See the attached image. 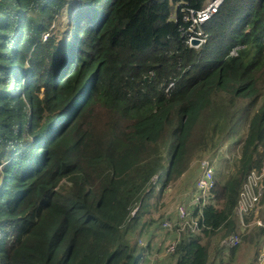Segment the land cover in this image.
<instances>
[{"label":"trees","instance_id":"16d2710c","mask_svg":"<svg viewBox=\"0 0 264 264\" xmlns=\"http://www.w3.org/2000/svg\"><path fill=\"white\" fill-rule=\"evenodd\" d=\"M210 1L0 0V264H146L145 214L198 153L214 195L152 264L264 242L237 214L264 167V0H225L193 47L184 17Z\"/></svg>","mask_w":264,"mask_h":264},{"label":"rangeland","instance_id":"374dc122","mask_svg":"<svg viewBox=\"0 0 264 264\" xmlns=\"http://www.w3.org/2000/svg\"><path fill=\"white\" fill-rule=\"evenodd\" d=\"M213 13H214L213 11L209 12V14H213ZM187 16H188L187 19L191 21L192 20L195 21L194 20L195 17L196 18L198 17L196 14L192 13L191 11H188ZM207 17L209 16L208 15L203 16L197 20L203 21L206 19L205 21L202 22V23H205L207 20L211 18V16L208 19ZM205 42L206 41L201 42L200 46H202ZM13 87L14 88L17 87V92L19 91L18 86L14 85ZM207 157L209 156L208 154H205V153L196 154V157H193V159L189 162L188 169L182 175L171 179L167 183L166 189L162 193V196L159 199V201L156 202L155 206L151 209V211L148 214L146 213L147 215L145 214V218L148 217L150 219L154 217L157 219V221L154 222L152 226H149V229H147V231L140 238L141 242L143 243L149 242L153 247L152 254L150 255L146 264H152L155 260L157 262L158 258L161 259L162 261L165 260L167 247L172 242L174 243V231H175L176 223L181 225V228L184 227L185 221H187L189 217L193 214L192 213L193 208L194 206H196L194 203L195 196L198 195L196 185H197V180L201 174L200 163L203 159H206ZM229 169H230V162H227V160L223 161L220 167V172H219L220 177H223L229 171ZM163 170L164 169L162 168L159 171L158 175L164 174ZM262 175H264V173ZM261 176L254 178L252 180V185H257V187L261 186L262 185ZM157 187H160V186L158 185ZM180 207L181 208L184 207V209L186 208L187 210V213L184 216L185 217L184 220L181 219L182 216L179 214ZM253 211H254V217L251 221H253L255 218H258L262 222L263 225H258V224L252 225L250 229L248 228L247 234L252 233L253 228L256 226H261V227L264 226L262 219L259 217V212H260L259 203L253 209ZM238 217L240 220L239 214H238ZM245 224L247 223L245 222ZM226 239L222 240V242L224 243ZM262 239L260 240L261 242H259L258 245L254 243L255 241L256 242L259 241V239L257 238L253 242H248V240H240L241 242L239 243L238 251L242 247H243V250H241L239 253L237 251L238 254H237V258L234 264H258L260 258L258 260L255 255L259 250H260L259 253L261 251L262 252L264 251V242H262L263 241ZM216 240L217 238L215 237L212 239V248H213V250H211L212 257L215 256V253H216L215 252ZM168 249H167V253H170ZM226 250L229 251L230 248L226 247ZM219 257L220 256L218 255V258ZM260 261L261 263L264 262L263 259H261Z\"/></svg>","mask_w":264,"mask_h":264},{"label":"built area","instance_id":"2783aa9c","mask_svg":"<svg viewBox=\"0 0 264 264\" xmlns=\"http://www.w3.org/2000/svg\"><path fill=\"white\" fill-rule=\"evenodd\" d=\"M224 0H211L209 2V4L201 11H196V10H189L192 13L196 14L198 17H195V21H191L192 25L190 30L193 32L190 35V40L188 41L189 44H191V40L193 38H197L200 39V43L206 41V36H204L203 31L198 30V27L202 24L203 21H198L197 19H200V17L203 16H212L215 12L214 9L219 6L220 4H222ZM214 12L213 14H209V12ZM200 16V17H199ZM187 15L184 17V19H187ZM207 17V19L209 18ZM200 169H201V174L197 180V191H198V195L195 196V200L194 203L195 205H198L200 207H204L209 200L213 197V190L215 188V169L214 166L210 160L209 157H207L206 159H203L200 163ZM264 173V167L262 168L261 172H257V171H253L249 177H248V181L244 184L243 190L240 193V199H239V204H238V210H237V214H239L240 219H241V224L242 227L244 228H249L252 225L258 224V225H263L262 222L258 219L255 218L253 221H251L250 223H247L245 221V217L256 207V205L259 202V199L262 195L263 192V188L264 185L262 183V178L264 175H262ZM262 175V176H261ZM258 176H261V186L257 185H252V180L254 178H257ZM187 213L186 208L184 209V207H180L179 209V214L182 216L181 219L185 218V214ZM178 214V215H179ZM167 222V221H166ZM245 222L247 224H245ZM240 241V238L238 235H232L229 236L225 241L224 244L227 247H233L236 246ZM175 248V243H173L170 247H169V251L172 252ZM259 258L260 260L263 259L264 260V251L259 253Z\"/></svg>","mask_w":264,"mask_h":264},{"label":"bare ground","instance_id":"6f19581e","mask_svg":"<svg viewBox=\"0 0 264 264\" xmlns=\"http://www.w3.org/2000/svg\"><path fill=\"white\" fill-rule=\"evenodd\" d=\"M222 4H220L219 6H217L215 9H214V12L216 13L217 11H218V9L220 8V6H221ZM214 13V14H215ZM189 32H187V34H188ZM203 33H204V36H206V32L205 31H203ZM215 183H216V180H215ZM185 218H183V220H184ZM245 221H246V217H245ZM169 222V221H168ZM240 222H241V219H240ZM251 222V221H250ZM248 228V227H247ZM227 247V246H226ZM173 252V251H172Z\"/></svg>","mask_w":264,"mask_h":264},{"label":"water","instance_id":"95a60500","mask_svg":"<svg viewBox=\"0 0 264 264\" xmlns=\"http://www.w3.org/2000/svg\"><path fill=\"white\" fill-rule=\"evenodd\" d=\"M199 43H200V41L198 40V39H196V38H193L192 40H191V46H198L199 45Z\"/></svg>","mask_w":264,"mask_h":264},{"label":"crops","instance_id":"0c3cea01","mask_svg":"<svg viewBox=\"0 0 264 264\" xmlns=\"http://www.w3.org/2000/svg\"><path fill=\"white\" fill-rule=\"evenodd\" d=\"M225 246H226V245H225ZM259 251H260V250H259ZM239 252H240V251H239ZM239 252H238V253H239ZM238 253H237V254H238ZM236 258H237V256H236ZM258 260H259V256H258ZM258 264H264V262L261 263V261L259 260V263H258Z\"/></svg>","mask_w":264,"mask_h":264},{"label":"clouds","instance_id":"9594fccd","mask_svg":"<svg viewBox=\"0 0 264 264\" xmlns=\"http://www.w3.org/2000/svg\"><path fill=\"white\" fill-rule=\"evenodd\" d=\"M213 15H214V14H213ZM213 15H212V16H213ZM212 16H211V17H212ZM196 39H197V38H196ZM198 40L200 41V39H198ZM200 44H201V43H199V45H198V46H194V47H199V46H200Z\"/></svg>","mask_w":264,"mask_h":264}]
</instances>
